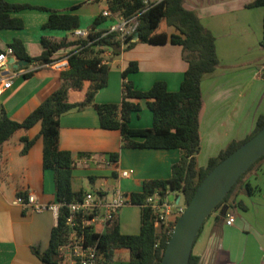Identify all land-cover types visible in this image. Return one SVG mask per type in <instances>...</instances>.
Returning a JSON list of instances; mask_svg holds the SVG:
<instances>
[{
  "label": "crops",
  "instance_id": "0c3cea01",
  "mask_svg": "<svg viewBox=\"0 0 264 264\" xmlns=\"http://www.w3.org/2000/svg\"><path fill=\"white\" fill-rule=\"evenodd\" d=\"M5 1L29 4L46 11L31 10L15 14V17L23 20L24 28L0 30V52L9 49L14 39H19L29 57L37 58L43 51L42 38L53 42L77 41L73 33L44 28L49 12L74 13L79 18V28L76 30L102 32L114 23L103 19L95 24V19L101 17L108 6L106 4L102 10L94 12L90 0ZM250 3L252 0H183L184 8L194 11L202 25L215 37L219 61L216 70L205 76L201 84L203 101L199 114V167H206L209 159L216 157L232 141L244 140L254 130L257 117L264 115V49L260 47V53L256 56L251 44V32H246L241 37L242 42L233 47L234 38L230 31L236 26H247L240 17L248 16L246 11L251 9L246 6ZM174 32L164 22L158 29V33L168 35ZM135 43L133 48L119 55L110 50L103 54V63L109 65L110 74L108 86L95 97L96 103H121L122 73L130 62L138 64V72L129 75L127 81L138 89L147 91L155 82L162 81L170 92L179 90L188 68L182 47L169 43ZM72 49L60 50L53 58L61 57ZM60 73L50 68H40L28 74L30 78L24 77L27 75L15 78L10 89L4 90L0 84V109L3 108L12 120L22 122L60 87ZM89 85L86 82L82 90H70L69 102H82ZM141 105V113L130 116L129 125L132 128L152 126V115L144 102ZM40 130L41 124L37 123L29 130L18 131L3 145L0 154V264H44L33 254L32 248L45 251L49 246L51 231L58 223V217L51 211H36L16 203L18 194L26 193L27 196H34L36 203L56 204L54 174L43 169L42 138L36 140L27 154L21 153V138L34 139ZM59 147L73 156L74 191L94 192L107 200L113 199L118 189L130 198L131 193L142 190L145 181L169 179L172 166L181 158L179 150L124 147L119 131L100 128L98 115L92 107L82 111L73 110L61 116ZM111 154H118L116 162L111 160ZM124 170L133 171L130 179L119 177V172ZM84 179L87 180V187L84 186ZM249 180L253 184H260L253 176ZM170 198L181 201L175 193H170ZM238 202L244 203L246 209L235 205ZM231 204H227L225 212L220 208L206 221L196 241L201 239L202 242L204 239L205 247L199 248L193 255L200 258L199 264H264V194L249 196L241 191L235 198V204ZM228 214L235 219L232 226L225 223ZM218 217L221 218L220 222L217 221Z\"/></svg>",
  "mask_w": 264,
  "mask_h": 264
},
{
  "label": "trees",
  "instance_id": "16d2710c",
  "mask_svg": "<svg viewBox=\"0 0 264 264\" xmlns=\"http://www.w3.org/2000/svg\"><path fill=\"white\" fill-rule=\"evenodd\" d=\"M106 4L111 13L123 17H132L143 8V0H106ZM246 8H263L264 10V0H252V3L248 4ZM31 10L46 11L44 8L33 7L29 4L0 0V30H22L24 22L15 17V14ZM49 13L44 28L70 33L79 28V18L74 13ZM103 19L105 18L102 16L97 17L94 23H100ZM162 22L166 23L167 27L174 29L175 32L170 35L158 33ZM100 35L99 32L91 33L90 36L92 39H96ZM137 43L151 45L169 43L182 47L183 59L188 64V68L177 92H170L166 83L162 81L155 82L147 91L138 89L132 82L127 81L129 75L138 72V64L130 62L122 73L121 103H96L97 93L105 89L109 81L110 67L103 63V54L106 50H110L115 55H119L122 51L130 50L136 44L135 42L130 43L123 50L121 41L117 39L115 32L101 37L92 44L82 40L53 42L47 38H42L43 51L37 58L29 57L25 45L19 39H14L9 45V48L13 50V55L18 60L28 61L30 65L48 64L52 62L54 55L60 50L71 46H75V49L79 48L76 47L78 45L84 46L77 53L70 51L72 55L68 59L69 69L60 73V87L22 122L12 120L3 108L0 109V154L3 145L15 133L21 130H29L37 123L41 124V130L37 137L34 139L21 138L23 144L21 153L22 155L27 154L36 140L42 138L43 169L44 171H52L54 174L56 204L60 205L58 223L51 231L49 246L45 251L32 248L33 254L44 264H58L59 249L69 240V230L65 226L66 217L69 215L67 206L74 201L82 200L88 193L84 190L76 192L73 189L74 159L69 151L61 150L59 147L60 118L62 115L73 110L82 111L92 107L98 115L100 128L119 131L124 147L181 151V158L172 166L169 179L145 181L140 192L130 194L129 199L132 205L140 208L138 234H123L116 218L112 226H109L104 233L91 236L93 241L98 240V248L102 251L100 264H114L115 252L119 249H125L129 252L127 264H161L178 217L168 226L161 225L156 229L154 226L155 215L148 207H145L146 200L155 193L162 198L170 193H175L178 197L183 196L187 205L193 199L197 188L205 177L221 161L264 127V115H262L257 118L252 133L244 140L232 141L216 157L210 158L206 167H199L197 164V156L201 150L199 114L203 101L201 84L203 78L212 74L219 65L215 37L202 25L194 11L184 8L183 0H161L154 1L151 9L141 18L137 30ZM260 46L264 49V24L263 39ZM24 77L30 78L31 75ZM86 82L90 85L84 100L78 103H70V90L80 91ZM142 102L152 114V126L145 129L132 128L129 125L130 116L133 113H141ZM117 159L118 154H111L112 161L116 162ZM252 176L255 180L261 179L263 184H253L249 180ZM263 185L264 156L238 180L216 211L223 208L225 212L229 203H232L231 206H233L236 196L241 191L249 196L264 194ZM18 195L21 198H27L26 193H19ZM235 205L243 210L246 209L242 202ZM220 220L221 218L218 217L217 221L220 222ZM199 261L200 258L192 254L189 264H199Z\"/></svg>",
  "mask_w": 264,
  "mask_h": 264
},
{
  "label": "built area",
  "instance_id": "2783aa9c",
  "mask_svg": "<svg viewBox=\"0 0 264 264\" xmlns=\"http://www.w3.org/2000/svg\"><path fill=\"white\" fill-rule=\"evenodd\" d=\"M153 5V0H143L142 10L132 17H123L105 10L102 16L114 23L108 30L100 32V37L96 39H92L90 35L91 33L99 32L75 30L73 34L78 40L92 44L101 37L115 32L124 50L130 43L134 42V36L137 35L141 18ZM76 47H79L77 49L79 51L84 46L78 45ZM71 55L67 53L61 55V57L53 58L52 62L48 64H32L26 68L9 70L8 60L10 57L14 58L13 50L9 48L4 52H0V84L4 90L10 89L15 78L37 72L40 68H50L58 72L65 71L69 69L68 59ZM132 174V170H124L119 172V177L121 179H130ZM35 200L34 196H27L26 199L19 197L16 203L36 211H51L55 216H59L60 205H44L36 203ZM127 206H132V203L128 197L121 193L120 189H118L111 200H107L100 194L88 192L82 200L70 203L67 206L69 215L65 221V226L69 230V240L59 249L58 264H100L102 251L98 248V240L93 241L91 236L104 233L109 226H112L121 210ZM145 207H148L155 215V228H159L161 225L168 226L170 222L184 212V207L180 206V203H175L174 200L172 202L169 201L168 195L162 198L156 193L146 200ZM226 217V225L232 226L235 221L234 217L230 214Z\"/></svg>",
  "mask_w": 264,
  "mask_h": 264
},
{
  "label": "water",
  "instance_id": "95a60500",
  "mask_svg": "<svg viewBox=\"0 0 264 264\" xmlns=\"http://www.w3.org/2000/svg\"><path fill=\"white\" fill-rule=\"evenodd\" d=\"M137 41V35H136ZM9 70L29 66L9 58ZM264 156V127L221 161L201 182L171 233L161 264H189L193 248L207 219L216 211L238 180Z\"/></svg>",
  "mask_w": 264,
  "mask_h": 264
},
{
  "label": "rangeland",
  "instance_id": "374dc122",
  "mask_svg": "<svg viewBox=\"0 0 264 264\" xmlns=\"http://www.w3.org/2000/svg\"><path fill=\"white\" fill-rule=\"evenodd\" d=\"M98 2H101V1L90 3L92 4L90 5V7L93 9L94 12H96L98 9L99 11L102 10L104 5H106V2L104 1L101 3H98ZM246 13H248V16L244 15L245 17H240V19L242 22L247 23V26L245 28L236 26L235 29L230 30L231 35L234 38L233 47H237L238 43L242 42L241 37L244 36L246 32H251L250 35H252V41H253L251 44L255 48L254 53H256V56H258L259 55L258 53H260V50H261L260 43L263 39L264 10L263 8H254V9L246 11ZM162 26H164V24H162ZM71 48H73L71 50L73 53L78 52V50L75 49L74 46H71L67 49L70 50ZM105 59H107V57ZM202 100H203V97H202ZM148 112L151 114L149 110ZM83 183H84V186L86 187L88 186L87 180L84 179ZM259 183L261 184V179L259 180ZM180 198H181L180 205H183L185 207L183 196H180ZM169 201L172 202V199L170 198ZM127 207L122 209L120 212V215L118 216V218L121 217L119 221V227H121L122 232L129 233V234H138L139 228H140V208L137 206H127ZM204 247H205L204 239L202 240V242H201V239H199V241L194 245L193 254H195L199 248H204ZM128 261H129V252L127 250L119 249L115 252L114 264H127Z\"/></svg>",
  "mask_w": 264,
  "mask_h": 264
},
{
  "label": "clouds",
  "instance_id": "9594fccd",
  "mask_svg": "<svg viewBox=\"0 0 264 264\" xmlns=\"http://www.w3.org/2000/svg\"><path fill=\"white\" fill-rule=\"evenodd\" d=\"M105 1H106V0H105ZM160 1H161V0H160ZM108 11H109V10H108ZM103 12H104V11H103ZM103 12H102V13H103ZM102 17H103V16H102ZM103 18H104V17H103ZM102 32H103V31H102ZM135 37H136V35L134 36V42H136V40H135L136 38H135ZM132 43H133V42H132ZM69 53H70V52H69ZM10 58H13V57H10ZM14 58H16V57L14 56ZM19 61H20V60H19ZM29 65H30V63H29ZM31 65H32V64H31ZM26 67H28V66H26ZM26 67H22V68H26ZM18 69H20V68H18ZM16 70H17V69H16ZM179 200H180V199H179ZM179 200H178V202H176V199H175L174 201H175V203H180ZM132 206H133V205H132ZM180 206L184 207L183 205H180ZM185 206H186V204H185ZM184 209H185V207H184ZM178 218H179V217H178ZM117 219H118V217H117ZM156 229H157V228H156ZM172 231H173V230H172Z\"/></svg>",
  "mask_w": 264,
  "mask_h": 264
}]
</instances>
